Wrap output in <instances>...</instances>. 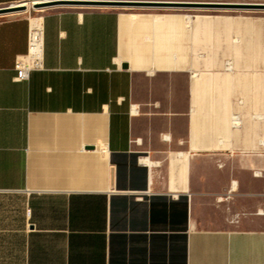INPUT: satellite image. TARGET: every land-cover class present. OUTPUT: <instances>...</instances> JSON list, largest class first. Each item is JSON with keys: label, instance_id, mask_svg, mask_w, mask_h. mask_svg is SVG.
<instances>
[{"label": "crops", "instance_id": "crops-1", "mask_svg": "<svg viewBox=\"0 0 264 264\" xmlns=\"http://www.w3.org/2000/svg\"><path fill=\"white\" fill-rule=\"evenodd\" d=\"M37 18L19 81L0 14V264H264V13Z\"/></svg>", "mask_w": 264, "mask_h": 264}, {"label": "rangeland", "instance_id": "rangeland-1", "mask_svg": "<svg viewBox=\"0 0 264 264\" xmlns=\"http://www.w3.org/2000/svg\"><path fill=\"white\" fill-rule=\"evenodd\" d=\"M138 1H157V2H206V3H260L264 4V0H138ZM19 4V3H16ZM5 5L0 6L7 7L11 6ZM15 5V4H14ZM71 8L79 9H112L119 11L121 13H132L133 16L137 17V14L144 13H168V12H185L189 14H200V13H220V12H254V13H264V10L260 9H235V8H226L224 6H214V5H204V6H177V7H158V6H127V7H90V6H75ZM16 13H25L32 18L40 17L42 13L35 12L33 10H27V8L19 9L15 11Z\"/></svg>", "mask_w": 264, "mask_h": 264}, {"label": "water", "instance_id": "water-1", "mask_svg": "<svg viewBox=\"0 0 264 264\" xmlns=\"http://www.w3.org/2000/svg\"><path fill=\"white\" fill-rule=\"evenodd\" d=\"M61 5H71V6H100V7H129V6H158V7H177V6H204V5H214V6H224L226 8L235 9H253V10H264V4L260 3H206V2H157V1H138V0H62L53 2L45 5H38L35 8H49ZM22 6H7L0 8V14H8L19 9Z\"/></svg>", "mask_w": 264, "mask_h": 264}, {"label": "built area", "instance_id": "built-area-1", "mask_svg": "<svg viewBox=\"0 0 264 264\" xmlns=\"http://www.w3.org/2000/svg\"><path fill=\"white\" fill-rule=\"evenodd\" d=\"M62 1V0H24L23 2L19 4H26L27 10H33L38 13H43L49 9L53 8H70L73 7L71 5H61V6H55V7H49V8H35L38 5H45L50 4L53 2ZM14 5V4H12ZM33 32L31 31L30 34V42H29V56L26 59L18 60L16 62V69L18 71L17 80H27L30 70L37 67L42 53V39L41 35H33Z\"/></svg>", "mask_w": 264, "mask_h": 264}, {"label": "bare ground", "instance_id": "bare-ground-1", "mask_svg": "<svg viewBox=\"0 0 264 264\" xmlns=\"http://www.w3.org/2000/svg\"><path fill=\"white\" fill-rule=\"evenodd\" d=\"M13 6H22L26 7V4H15ZM75 7V6H73ZM90 7H100V6H90ZM39 19L40 18H34L33 19V35H40V24H39Z\"/></svg>", "mask_w": 264, "mask_h": 264}]
</instances>
